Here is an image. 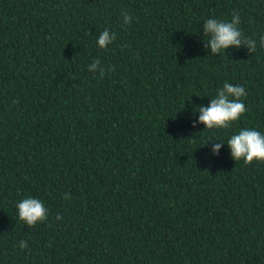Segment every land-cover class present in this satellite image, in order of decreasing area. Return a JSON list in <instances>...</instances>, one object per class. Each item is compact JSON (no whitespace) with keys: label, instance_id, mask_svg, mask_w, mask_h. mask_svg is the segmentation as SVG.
I'll return each mask as SVG.
<instances>
[{"label":"trees","instance_id":"obj_1","mask_svg":"<svg viewBox=\"0 0 264 264\" xmlns=\"http://www.w3.org/2000/svg\"><path fill=\"white\" fill-rule=\"evenodd\" d=\"M234 14L256 51L212 54ZM262 35L264 0H0V264H264V163L227 145L264 134ZM225 82L247 111L207 130Z\"/></svg>","mask_w":264,"mask_h":264},{"label":"clouds","instance_id":"obj_2","mask_svg":"<svg viewBox=\"0 0 264 264\" xmlns=\"http://www.w3.org/2000/svg\"><path fill=\"white\" fill-rule=\"evenodd\" d=\"M125 23L131 22L129 15H124ZM240 18L234 14L230 22L217 19H207L204 23V35L209 37L206 46L210 48L212 54L224 53L230 46L239 47L246 44L250 52L256 51V42L242 36L238 28ZM116 34L105 29L98 37L99 48L107 50L108 46L114 42ZM261 46L264 47V35L261 36ZM100 63L99 59L89 66V71L95 69ZM104 70H101L103 74ZM244 87L233 86L225 82L222 89H219L214 98L210 100L207 107L198 106L196 112L199 113V122L210 131L229 129L235 121L247 111L245 104L241 102V97L246 96ZM195 127V125H193ZM231 150V157L235 161L243 159L246 165L253 161L264 163V134L254 129H242L238 134H233L227 142ZM221 143H215L213 151L219 152ZM65 199H70L65 194ZM18 218L28 227H34L39 222H46L48 210L43 202L37 198L27 197L17 205ZM56 219H62L57 215ZM21 249L27 248L26 241H20Z\"/></svg>","mask_w":264,"mask_h":264}]
</instances>
